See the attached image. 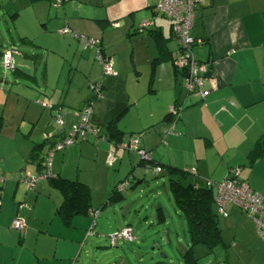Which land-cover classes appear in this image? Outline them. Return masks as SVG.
Masks as SVG:
<instances>
[{"label":"crops","instance_id":"0c3cea01","mask_svg":"<svg viewBox=\"0 0 264 264\" xmlns=\"http://www.w3.org/2000/svg\"><path fill=\"white\" fill-rule=\"evenodd\" d=\"M157 1L0 0V14L13 26L8 32L25 49L18 51L11 41L0 47L1 66L2 52L16 50V67L9 69L13 81L0 78V264H183L189 246L185 217L175 204L173 221L164 205L152 202L144 186L148 173L169 178V168H177L189 180L210 181L216 212L215 184L232 168L264 195V0L197 3L191 34L195 57L209 67L205 98L182 88L175 65L179 43L169 20L155 13ZM143 20L152 24L138 30ZM65 26L98 39L115 73L104 74L95 48L84 47L75 35H60ZM98 82L101 95L93 99L91 120L103 139L89 134L56 150L54 175L28 186L20 172H41L48 149L67 133L77 118L73 110ZM174 102L183 103L179 116L166 119ZM58 109L64 112L62 124L55 118ZM132 135L150 161L124 146ZM60 178L88 187L84 211L65 217L58 210L65 199ZM125 178L132 183L117 190ZM226 211L218 214L222 243L210 252L195 245L197 263L264 264V239L250 216L231 203ZM140 214L145 215L140 224L152 215L157 225L151 231L134 227ZM15 218L24 220V233L11 227ZM162 225L176 250L168 260L157 256ZM124 226L134 238L120 243L129 245L104 249L106 236Z\"/></svg>","mask_w":264,"mask_h":264},{"label":"built area","instance_id":"2783aa9c","mask_svg":"<svg viewBox=\"0 0 264 264\" xmlns=\"http://www.w3.org/2000/svg\"><path fill=\"white\" fill-rule=\"evenodd\" d=\"M199 1L200 0H158L154 6V11L159 16L169 20L171 30L179 43V52L175 65L181 72L182 88L185 94H198L200 98H205L208 94V90L204 85L209 67L207 62L199 61L195 57L193 53L195 39L191 34L194 10ZM151 24V20H143L138 25V30H143ZM58 33L60 35H75L83 41L84 47L95 48L97 59L102 64L104 74L115 73L112 61L101 54L100 48L98 47V39L77 35L66 26L60 28ZM14 52H16V50L13 47H9L2 52V65L4 70L14 68ZM100 89L101 83L90 85L92 98L89 101H85L80 108L74 111L75 116L77 117L76 122L72 123L68 132L48 149L44 160V167L41 172L37 174L20 172L19 179L25 181L28 186H33L37 179L46 176H53L52 161L56 150H62L78 141V139L85 138L89 134L95 136L98 134L99 130L97 126H94L91 123V115L93 99L101 95ZM48 106L52 107V104L49 103ZM182 107L183 103L179 104L177 102L169 107V113L173 119H176L179 116ZM55 118L58 123L62 124L64 121V112L61 111V109H58ZM170 128H173V124ZM101 138L103 139L102 136ZM127 141L128 143H124L125 147L135 150L139 155V158L145 162L150 161V155L144 150L138 148L136 135L129 136ZM121 147L123 148V143H121ZM114 158L113 153H109L108 162L112 163ZM154 170L155 172H159L161 168L156 166ZM239 174V168H232L228 177L215 184L217 213L226 216V205L230 203L235 205L250 216L255 225L257 235L264 239V195L253 191L245 181H241V179H239ZM2 181L3 178L0 176V183ZM129 181V178H125L118 182L116 189L120 191L123 190L125 187L129 186ZM210 185L211 182L207 181L206 186ZM96 213V211H91V215H96ZM11 227L20 233L25 232V222L20 218H15L11 222ZM107 237L109 245L115 246L120 241L133 240L134 235L130 226H124L109 233Z\"/></svg>","mask_w":264,"mask_h":264},{"label":"trees","instance_id":"16d2710c","mask_svg":"<svg viewBox=\"0 0 264 264\" xmlns=\"http://www.w3.org/2000/svg\"><path fill=\"white\" fill-rule=\"evenodd\" d=\"M91 98L92 96L86 101H89ZM78 108L74 109L73 112ZM169 116L171 115L168 112L166 119ZM91 123L97 126L99 131L96 137L101 139L100 127L95 125L92 120ZM31 158H34V153H31ZM169 173V189L175 204L185 217L189 236V246L182 254V261L183 264H198V258L192 251L195 245H203L210 252L222 243L221 231L218 224L219 215L214 208V194L211 187L203 185L199 181L189 180L187 173L181 169L169 168ZM59 182L61 188L64 189L65 199L58 210L65 217L69 215V212L76 213L84 211L90 199L88 187L81 182L63 178H60ZM131 183L132 181L130 180L129 185Z\"/></svg>","mask_w":264,"mask_h":264},{"label":"rangeland","instance_id":"374dc122","mask_svg":"<svg viewBox=\"0 0 264 264\" xmlns=\"http://www.w3.org/2000/svg\"><path fill=\"white\" fill-rule=\"evenodd\" d=\"M8 31L13 32V26H12L11 20L7 16L4 17L3 15L0 14V47L4 46L6 41H8L9 43L11 41V43H13L15 45V47L18 49V51H25L23 46H21L20 42L15 37H13ZM68 63H69V59L67 58V64ZM67 64H66V66H67ZM61 65L62 64L58 61V63L56 64V68L59 70ZM66 70H67V68L64 69L63 71H66ZM11 73L12 72L10 70L9 71L4 70V68H2V66L0 65V78L1 79H4L9 83L12 82L14 79V76ZM19 81H20L21 85H28L29 86V83L27 80L20 79ZM59 85H61V84H59ZM147 175L149 176L147 178V182L149 184L147 185V182H144V186H145V190L147 192V195L151 196L150 198H151L152 202H154L155 204L158 203L159 205H164L166 208V212L169 215V217L172 218L173 221H177V217H176L175 212H174L177 207L175 206V203L172 199V195H171V192L169 189V178L167 177V175H163V174H160L158 176H153V175L150 176V173H148ZM152 190L154 191V194L152 193ZM158 191L160 193V196L156 197V195L158 194ZM154 207H156V206H153V210H154ZM140 215L142 218L136 219L137 223L134 224L133 222H131L134 227H138L140 229H145V230L151 231L152 228L157 225L155 216H152V215H151V217L150 216L147 217L149 223H146L143 225L140 224V221H143V219L145 217L144 214H140ZM146 215H149V213ZM134 216H135V214H134ZM161 228H162L161 233L163 235V239L160 242V248L161 249H160V252L157 253V256L159 259L168 260L169 256L172 255L171 253H173L176 250H175V247H173V245H172V248H173L172 249L171 245L167 244L166 237L164 236V234H166L165 230H164V226L162 225ZM102 243H103V244H101L102 247H104V249H106V250H110V249L115 248V247L109 246L107 238H106V240H103ZM126 245H129V244H123V242H121V243L119 242L117 244V247L123 248ZM134 245L137 246L136 242H134Z\"/></svg>","mask_w":264,"mask_h":264}]
</instances>
